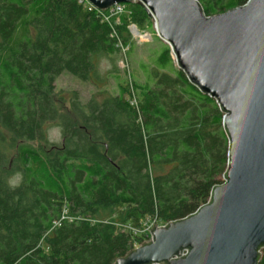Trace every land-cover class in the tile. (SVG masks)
<instances>
[{
  "label": "trees",
  "instance_id": "obj_1",
  "mask_svg": "<svg viewBox=\"0 0 264 264\" xmlns=\"http://www.w3.org/2000/svg\"><path fill=\"white\" fill-rule=\"evenodd\" d=\"M78 1L0 0V264H115L143 244L126 227L189 217L225 179L223 113L143 8L125 5L115 24ZM197 1L207 17L247 2ZM129 23L159 46L126 81L116 57L120 44L134 62ZM63 73L93 85L87 101L56 90Z\"/></svg>",
  "mask_w": 264,
  "mask_h": 264
},
{
  "label": "water",
  "instance_id": "obj_2",
  "mask_svg": "<svg viewBox=\"0 0 264 264\" xmlns=\"http://www.w3.org/2000/svg\"><path fill=\"white\" fill-rule=\"evenodd\" d=\"M106 11L138 3L188 83L214 99L228 137L224 182L206 204L153 227L115 264H258L264 250V0L207 17L197 0H86ZM185 253V255H183Z\"/></svg>",
  "mask_w": 264,
  "mask_h": 264
},
{
  "label": "rangeland",
  "instance_id": "obj_3",
  "mask_svg": "<svg viewBox=\"0 0 264 264\" xmlns=\"http://www.w3.org/2000/svg\"><path fill=\"white\" fill-rule=\"evenodd\" d=\"M130 16V8H128V6H125V11L117 16V17H113L110 19V21H114L115 24H119L121 21L122 17H126L128 18ZM153 22V21H152ZM132 25V23H129L127 26V30L128 27ZM129 32V31H128ZM147 32V31H145ZM148 34H150L151 38L148 42H141L139 39H133L131 38L130 34V40L134 43L135 46V50H134V62L130 63L128 58H124V56L122 55L121 51L120 54L117 55L116 57V67L120 72L121 77H123L126 81H129V74L131 75L132 73L136 74V67L138 66L139 63H146L148 61V54L149 51L154 50L157 46H159V42L155 40V37L153 34H151L150 32H147ZM156 36V35H155ZM157 37V36H156ZM161 41V40H160ZM162 42V41H161ZM163 43V42H162ZM164 44V43H163ZM126 50L128 49V47H124ZM172 60H173V56L171 55ZM176 66V65H175ZM108 69H110V64L103 60L100 63V68L99 70L101 72H105ZM129 83V82H128ZM109 87L110 89L115 88V82L113 80H109ZM55 88L57 91H65V92H69V91H75L78 93V95L80 96L81 100L83 101H87L90 94L94 91V87L91 84L88 83H83L80 80H78L77 78L71 76L70 74L67 73H63L61 76H59L56 81H55ZM49 138L51 140L59 141V133L57 130L53 129L49 131ZM145 221V220H144ZM143 223V222H142ZM160 225H163L162 223H159ZM139 244H135L133 247L134 249L139 247Z\"/></svg>",
  "mask_w": 264,
  "mask_h": 264
},
{
  "label": "built area",
  "instance_id": "obj_4",
  "mask_svg": "<svg viewBox=\"0 0 264 264\" xmlns=\"http://www.w3.org/2000/svg\"><path fill=\"white\" fill-rule=\"evenodd\" d=\"M78 2L85 3L87 5L88 10H91V9L97 10L93 8L90 4H88L86 0H79ZM124 11H125V4H115L109 9H107L106 11L97 10V12L100 14L102 19L107 23H110L111 18L121 15ZM128 31H129L131 38L139 39L143 43L148 42L151 38L150 34H148L147 32L139 31L134 24L128 27ZM118 48L120 49L122 55L126 59L125 56H126L127 50L124 47H122L120 44H118ZM130 105L136 106V100L132 99L130 101ZM154 225L155 227L163 226V225H160L155 219H146L145 221H143V223L138 229H133L131 227H126V229L130 230L135 235L141 236L143 238V244H144L150 241L151 230L153 229ZM183 255H185V253H183Z\"/></svg>",
  "mask_w": 264,
  "mask_h": 264
}]
</instances>
